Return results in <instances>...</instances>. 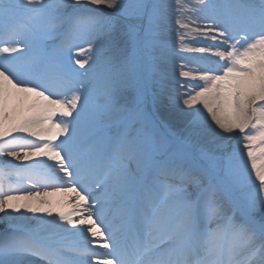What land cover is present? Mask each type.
Instances as JSON below:
<instances>
[{
    "label": "snow or ice",
    "instance_id": "obj_1",
    "mask_svg": "<svg viewBox=\"0 0 264 264\" xmlns=\"http://www.w3.org/2000/svg\"><path fill=\"white\" fill-rule=\"evenodd\" d=\"M171 14L0 0V264H264V0Z\"/></svg>",
    "mask_w": 264,
    "mask_h": 264
},
{
    "label": "bare ground",
    "instance_id": "obj_2",
    "mask_svg": "<svg viewBox=\"0 0 264 264\" xmlns=\"http://www.w3.org/2000/svg\"><path fill=\"white\" fill-rule=\"evenodd\" d=\"M171 25H174V22H172ZM200 46H203V45L201 43H193V44H191V47H200ZM181 55H183L184 57H196V56H200L202 54H200V53H194V52H184V53H181ZM179 63H180V61L179 60H176L175 63L171 67V71L175 75H178V72H179L178 64ZM190 66H194V65H190ZM162 109L165 110V111H167L166 113L169 115V110L168 109H166L164 107H162ZM171 119L172 120H175V117L174 116H171ZM237 138H238V134H236V136H233V138H232L233 145H231V146H235L237 144ZM12 162L13 163H17V161H12ZM251 179L253 181H255V177H252ZM49 191H51V189H49ZM52 199H54V200L55 199H59V197H53ZM14 215H18V214H14ZM26 215H32V214L26 213ZM5 228H6V223L3 222V221H0V232H2Z\"/></svg>",
    "mask_w": 264,
    "mask_h": 264
},
{
    "label": "rangeland",
    "instance_id": "obj_3",
    "mask_svg": "<svg viewBox=\"0 0 264 264\" xmlns=\"http://www.w3.org/2000/svg\"><path fill=\"white\" fill-rule=\"evenodd\" d=\"M163 2L166 3L169 7V25H170V27H169V30L166 34V37L170 43H175V31H174L175 26L171 25V23L174 22V16L171 13H172V9L175 7V0H163ZM166 112L167 111L163 110L162 107L160 108L161 116L165 119H168L169 122L175 126L176 120H172L171 116L168 115ZM229 144L233 145L232 139L229 141ZM252 177H254V176H252Z\"/></svg>",
    "mask_w": 264,
    "mask_h": 264
}]
</instances>
